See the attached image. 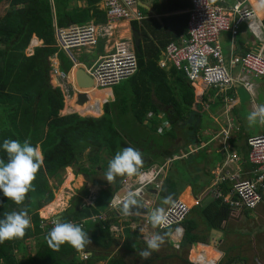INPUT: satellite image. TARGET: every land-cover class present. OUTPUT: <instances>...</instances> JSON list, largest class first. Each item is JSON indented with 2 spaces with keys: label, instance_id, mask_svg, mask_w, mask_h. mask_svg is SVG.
<instances>
[{
  "label": "trees",
  "instance_id": "trees-1",
  "mask_svg": "<svg viewBox=\"0 0 264 264\" xmlns=\"http://www.w3.org/2000/svg\"><path fill=\"white\" fill-rule=\"evenodd\" d=\"M99 1L0 0V7L5 3L9 4V9L0 14V145L4 139L18 140L21 144L28 139L33 147L39 146L43 154V162L32 181L34 190L27 193L21 205L5 197L0 190V219L4 218L5 213L27 208L34 225L32 233L31 228H27L23 238L0 243V261L4 264H94L106 260L108 258L106 254L110 252L111 246L118 245L109 233V227L114 219L101 220L98 217L106 210L113 192L108 189L101 192L99 197L97 195L95 207L81 205L82 197L89 194L87 188H82L81 196L72 197L69 207L60 214V220L82 225L91 239V244L86 245L83 252H78L67 243L62 244L57 251L45 240L50 229L42 231L37 213L38 209L47 204L54 206V210L58 206V200L49 204L54 195L51 179H59L60 171L75 166L78 159L86 154L92 169L81 167L76 175L81 174L85 177L86 185L104 184V181L96 180L94 177L98 167L102 168L100 165L103 160L102 154L113 158L122 148L131 146L142 154L143 166L140 170H148L154 165H163L169 157L181 156L184 154L180 151L182 149L189 153L186 148L197 140L196 130L200 128L203 114L201 106L198 105L194 109L195 92L191 83L183 72L173 67L165 70L159 68L157 64L165 46L170 42H178L182 35H186L188 13L175 15L178 21L173 24V30L169 33H166L168 27L166 20L164 28H161L154 19H144L140 24L133 22L131 26L134 29H141L146 36L136 50L135 74L112 87L114 100L104 104L103 115L100 118L80 117L77 114L60 116L64 96L61 89L52 82L48 61L57 52V48L54 47V30L56 27L66 28L70 25L84 24L93 18L96 20L100 18L98 21H101L103 13L97 6ZM161 1L167 5L161 10L162 14L170 10L184 11L192 6L191 0ZM255 2L257 5L259 0ZM33 36L42 41V45L36 47L32 55L27 56L25 50ZM59 57L62 62L61 69L67 72L71 65L69 59L63 53H59ZM88 96L87 104L91 109L84 112L87 115L99 114L100 104L110 99L107 90H97ZM159 114L166 118V123L170 127V130L162 135L158 134L159 128L156 126ZM149 115H152L150 119ZM177 137L186 140L181 148L174 150L173 141ZM191 138L192 141L188 140ZM0 158L7 159L3 150H0ZM196 160V156L189 154V157L175 161L177 167L182 163V166L178 167L181 171H178L182 173L184 179H186L184 174L192 172ZM107 166L106 163L103 173L107 171ZM72 178L73 176L65 181L66 186ZM171 178L167 177L164 180L159 192L176 198L177 187L173 185ZM113 184L118 188L119 180H114ZM222 206L224 212L213 211L209 207L202 214L208 215L212 224L214 221L218 224V220L223 222L230 212L228 205ZM197 212L199 213L198 209H190L186 219L180 223L187 231L195 228L190 216ZM93 216H97L94 221L91 220ZM170 229H174V226L162 231L170 233ZM127 231L129 232L128 229ZM31 234L37 236L42 234L43 241L38 243V250L34 256L23 261L18 260L14 248L20 250V241H27ZM131 245H125L126 259L120 256L110 257L107 264H149L156 258L153 253L149 259H142L139 256V252L143 250L140 243L133 242ZM98 248L105 249V252L97 253ZM206 250L208 255L213 253L209 249ZM195 251L196 254H192L193 258L202 256L201 249ZM83 253H90L91 257L87 262L79 258Z\"/></svg>",
  "mask_w": 264,
  "mask_h": 264
},
{
  "label": "crops",
  "instance_id": "crops-1",
  "mask_svg": "<svg viewBox=\"0 0 264 264\" xmlns=\"http://www.w3.org/2000/svg\"><path fill=\"white\" fill-rule=\"evenodd\" d=\"M248 1L254 10V18L243 22L236 36H232L230 32H227L222 34L220 38L227 62H229L233 55L241 57L248 51L257 52L264 46V9L257 7L258 4L256 5L255 2L257 0ZM229 3H234V0H230ZM138 4L140 13L144 16L145 20L154 19L161 28L165 27L164 20L168 21L166 33L173 30V24L178 21V19H175V15L188 13L189 11V9L184 11L170 10L162 14L161 10H164L167 5L162 3L161 0H139ZM97 19L100 20V18ZM132 28L131 23L127 21L111 23L110 35L101 38V41H98L97 44H102L105 54L110 50L113 42L132 40ZM138 30L144 36L140 41V44H142L146 36L142 33L141 29ZM30 42L32 45L37 43V45H40L42 43L35 36L32 37ZM129 43L132 44L133 42ZM92 48L94 47H89L86 50ZM59 64L60 61L55 60V66L58 67ZM82 65L75 58L74 67L69 71L66 85L63 88H70L71 92L75 91L72 73L76 67ZM231 72L234 77H237L240 67H235ZM248 82L253 85V90L251 91V100L245 104H242L237 96L239 85L225 91L224 94L212 89H208L203 95L201 91H197V93L194 91V109L198 105L201 106L203 121L200 123V128L196 130L195 137L197 140H194L192 144L194 148L198 149L197 151L200 154L193 155L197 157V160L191 170L192 172L184 174L186 179H184L182 173L177 172L178 168L173 173V178L171 179L173 185H176L178 193L176 198L172 197V200L178 199L183 202L182 198L186 196L190 201L184 199V203L191 210L198 209L199 213L197 212L190 216V219L194 222L193 224H195V228L191 227L192 229L187 231L185 227L178 225L174 226V229H170L169 235L165 236V242L158 251H155L156 258L149 264H238L240 262L264 264V203L254 211H235L223 198L215 196L213 192L214 190H218L217 187H219L220 193L223 196L227 197L230 195L232 186L229 182L221 184L218 180L217 184L219 185H215L217 179L225 174H229L230 176L237 174L241 178L253 177V166L248 161L249 147L247 141L252 136L264 133V124L257 122L255 125L249 126L247 116L253 111L255 106L264 104V78H249ZM105 90L109 92L111 101H113L114 94L112 88ZM77 109L81 108L77 107ZM204 118L206 121H204ZM197 134H200V136ZM124 192L121 189L113 190L112 196L115 194L120 196ZM153 194L155 197H153L152 201L155 202L158 208L165 209L172 201L167 204L163 203V199L167 196L163 195L159 190L157 192L149 189V195L152 196ZM145 197L147 198L148 195H145ZM188 202L190 203L188 204ZM224 204L228 205L230 212L228 218L223 222L218 220V224H216L217 221H214V224H212L209 216L202 214L209 207L213 211L219 210L224 212L223 208H221ZM53 211L54 206L50 205L44 209L43 214H51ZM103 213L107 214L105 210ZM131 217L133 219L127 217L131 219L129 228L131 232L136 233V235L139 234L140 237L142 234L149 235L153 232L164 233V231H156L153 227L141 226L139 216L137 219L136 216ZM114 225L119 226L116 223H112L110 227ZM120 234H123V231ZM199 249H201L202 256L193 258L192 254H196L195 250ZM206 249H209L213 253L211 255L206 254ZM120 257L127 258L124 253L120 254Z\"/></svg>",
  "mask_w": 264,
  "mask_h": 264
},
{
  "label": "built area",
  "instance_id": "built-area-1",
  "mask_svg": "<svg viewBox=\"0 0 264 264\" xmlns=\"http://www.w3.org/2000/svg\"><path fill=\"white\" fill-rule=\"evenodd\" d=\"M229 2L230 0H191L186 35H183L179 42L168 43L157 63L162 69L173 67L183 72L194 91L196 93L201 91L202 95L208 89H219L224 92L236 85L251 89L253 85L248 82L249 78H264V46L257 52L248 51L241 57L233 55L229 62L224 56L220 42L222 34L230 32L232 36H236L241 24L254 18V10L248 0H234L232 4ZM100 4L106 17V24L96 27L89 23L71 25L66 29L56 30V44L63 53L69 55L74 49L95 46L99 36L103 38L110 35L112 22L140 21L144 18L136 10L137 0H101ZM235 67H240L237 77L231 72ZM136 71L135 52L123 40L113 42L110 50L100 56L88 70L98 89L112 88L132 77ZM151 116L149 115L148 119ZM247 144L248 161L253 166V177L241 178L237 174L231 176L225 174L217 179L215 185H219L218 180L221 184L229 182L232 186L230 195L223 196L219 187L213 191L215 196L224 198V201L236 211H252L264 202V133L248 138ZM163 169L165 165H154L148 170H140L141 175L126 176L121 183V190L125 192L120 196L115 194L109 208L122 212L123 198L131 190L136 193L138 204L147 210L140 218V225L152 227L147 216L156 208V204L145 195L149 189L158 192L160 189L157 185L160 183L158 177ZM134 185L137 187L133 188ZM189 210L190 207L184 202L172 200L164 209L167 224L154 229L162 231L179 225L186 219Z\"/></svg>",
  "mask_w": 264,
  "mask_h": 264
},
{
  "label": "clouds",
  "instance_id": "clouds-1",
  "mask_svg": "<svg viewBox=\"0 0 264 264\" xmlns=\"http://www.w3.org/2000/svg\"><path fill=\"white\" fill-rule=\"evenodd\" d=\"M100 2L101 0L97 4V6H98V9L103 13L102 21H98L96 20V18H93L90 22H87L84 24L89 23L96 27L97 25L107 23L103 9L100 8L101 6ZM138 2L139 0H137L136 10L140 12V7H139ZM257 7L260 9H264V0H259ZM142 20H144V18ZM142 20L140 21L121 20V21H127L131 24L133 22L140 24ZM117 22H112V23H117ZM79 25H83V24H79ZM66 28H57V27L55 28L54 47L57 48V52L55 53L54 56H52L48 60L50 63V67H51L50 76H51L52 82L54 85L58 86L61 89L63 94H65V92L68 89H70V88H63V87L66 85V79H67V76L69 75V71H71L73 69L72 67H74L75 58L73 57L71 53L69 55H66L57 47L55 32L57 29H66ZM100 39L101 37L99 36L97 39V42L100 41ZM123 41L127 42L133 48V51L135 52V55H136L133 38L132 40H123ZM129 42L131 43L133 42V43L130 44ZM41 45L42 43L40 45H37L36 47H39ZM95 46H92V47H95ZM87 48H83V49H87ZM74 50H77V49H74ZM59 53H63L65 57L68 58L70 61L71 65L67 72H64L61 69L62 62L59 57ZM103 55H100V56H103ZM100 56H98L97 59ZM97 59L92 63V65L97 61ZM55 60L60 61V64L58 67L55 66ZM92 65L88 67V69H86L85 65H82V66L76 67L75 70L77 68H82L86 72V74L93 80V78L88 72V70L92 67ZM73 73H72V78H73V81L75 82ZM241 86H238V87H241ZM75 88L80 89L78 88L76 83H75ZM93 88L96 90L98 89L95 86L94 81H93ZM246 89H248V91L251 94V91L253 90V86L251 89L249 88H246ZM99 90H104V89H99ZM212 90L217 91L221 94H224L225 92V91L222 92L219 89H212ZM78 93L80 94V92H77V95ZM247 120H248L249 126H253L257 122L264 124V104L255 106L253 111H251L248 114ZM157 132L158 134H163V129L162 128L157 129ZM0 150H3L7 156L6 160L3 158H0V190H2L3 195L5 197L9 198L15 204L21 205L24 202L27 193L30 190H34L32 181L35 179L36 173L40 169V166L43 162L42 151L40 150L39 146L33 147L28 139H26L23 142V144H21L20 141L13 140L10 138L3 140L2 145H0ZM142 166H143V158H142L141 152L138 149H135L131 146H126L122 148L120 151H118L114 155V157L108 161L107 171L104 172L103 175L109 183H112L117 176L131 177L133 175H141L142 173L140 172V169ZM112 198L113 196L111 197V199ZM171 200H172V197L171 195H169L163 199V203L167 204ZM109 203L105 210L106 212H108V210L111 209L109 208ZM131 206H138V202L136 199V193L130 190L127 192V194L123 198V204H122V214L125 215L126 217H131V214H132V212L130 211ZM241 211H251V210H241ZM141 216L142 215H140L139 217L141 218ZM147 219L153 228L163 227L167 224V217L164 213L163 208L153 209L151 213L147 216ZM52 225L53 227L46 234L45 240L47 241L49 246H51L57 251H59L60 246L65 243L69 244L71 247L76 249L78 252H83L85 246L91 244V239L88 233L83 230L82 225L75 224L72 222H61L59 218L54 219L52 221ZM30 226H31V218L28 214L27 208H23L20 211H12L11 213H5L4 218L0 219V243H3L6 240H11L14 238H23V236L25 235V230L29 228ZM174 226H178V225H174ZM168 234L169 233L153 232L149 234L148 236H146L145 243L147 247L139 252V256L144 260L149 259L152 255V252L158 251L160 249L161 245L165 242V236Z\"/></svg>",
  "mask_w": 264,
  "mask_h": 264
},
{
  "label": "rangeland",
  "instance_id": "rangeland-1",
  "mask_svg": "<svg viewBox=\"0 0 264 264\" xmlns=\"http://www.w3.org/2000/svg\"><path fill=\"white\" fill-rule=\"evenodd\" d=\"M8 9H9V4L5 3L4 5H2L0 7V14H3ZM100 41H101V39H100ZM37 44L32 45V43H30V45L27 46V48L25 50V54L27 56L31 55L34 52V49L37 46ZM71 54L73 55L74 58H76L77 61H80L83 65H85L86 69H88V67H90L92 65V63L97 59V57L99 55L104 54V51H103L102 44L98 43L94 48L89 49V50H86L83 48L79 49V50H72ZM228 68H229V66H228ZM54 82H56V81H54ZM90 89H92V88H80V89L76 88L75 91H72V92L70 91L71 89H68L65 92V94H63L64 95L63 109L60 111V116L64 117V116H68V115H72V114H78L82 117L100 118L103 115L104 104L106 105L107 102L111 101V98L110 99L108 98L107 100H105L104 102H102L100 104V113L99 114L87 115L84 112L91 109V107L89 105H86L88 103V100H89L88 99L89 96H88L87 92H91V91L93 92V90H94V89L93 90H90ZM77 92H80L82 94H84V92H85L87 94L86 95L87 99H84V98L78 99ZM78 101L81 103H77ZM81 106H83V108L77 109V107H81ZM158 120L159 121L156 123V126H158L159 129L160 128L163 129V134L170 130L169 125L168 124L165 125L166 118H164L162 116V114H159ZM204 121H206L205 118H204ZM159 135H162V134H159ZM197 135L200 136V134H197ZM32 138H36V137H32ZM185 140H186L185 138H180V137H177L176 139H174L173 149L175 150V149L181 148V146H183ZM188 140L192 141L193 139L191 138ZM190 144H192V143H190ZM190 144L188 145V148H186L187 151H189V153H185L184 149H182L180 151H182V153H184V155H181V156L174 155L172 157L167 158L164 161L163 165H165V169H163V172L158 177V179L160 180V183L157 184L158 187L161 188L162 183L164 182V180L167 177L173 178V173L176 172L178 167L182 166L181 165L182 163H179L178 167L175 166L174 163L176 160H181L183 158H187V157H189V154H192V153H193L192 155L200 154L199 151H197L198 149L194 148L193 144L192 145H190ZM201 147H202V144H201ZM101 158H103V160L100 162V165L102 168L98 167L97 172H96L97 174L94 177L96 178V180L104 181L105 182L104 184L100 183L97 185H93V184H87L86 185L85 184L86 178L83 177L81 174L76 175V172L78 170H80L81 167H84L87 169H92L90 162L87 160L86 154L82 155L78 159V163L75 166L69 167L68 169H63L62 171H60L59 179L58 178L51 179L50 182L54 188L53 189L54 195H53V200L49 204L58 200V206L55 208L54 213L46 215V216L43 215V212H44V209L47 207L48 204L45 205L44 207L38 209L37 213H38L39 219L41 220L40 226H41L42 231H46L47 229H51L53 227L52 221L54 219H57V218L60 219V214L65 209H67L69 207L71 199L73 196H75V197L81 196V193L83 192L82 188H87L88 192H89L88 196L86 195V197H84V196L82 197L81 205L83 207L84 206L95 207V197L97 195L99 197L101 192L108 191V189H110V191H112V192L115 189L116 190L121 189L122 180L126 176H124L122 179L120 178L121 176H117L115 178V180H119V186H118V188H115L113 182L109 183L106 180V178L104 177L103 172H102V170L106 167V163L108 164V161L112 158L109 156H106L104 154L101 155ZM177 172L180 173L178 170H177ZM72 176H73L72 181L66 186L65 181H67ZM136 187H137V185L133 186V188H136ZM146 195H148V197H151L152 199H153V197H155L154 194L152 196L149 195V192H147ZM185 197H183L182 199L190 201V199H187V197L186 198ZM81 205L79 206V208L81 207ZM156 208H158V207H156ZM103 212L104 211H102L99 214V217H98L99 219L104 220L106 218H111V219H114L113 223H116L117 225H119V226L114 225L112 227H109L110 236L118 242V245L117 246H115V245L111 246L110 252H108V254H106L107 257H115L116 255L120 256V254L127 253L125 251V245L126 246L127 245L132 246L131 244H133V242L134 243L136 242L138 244L140 243V246L142 249H145L147 247V245L145 243V237L148 236V234H142L140 237L139 234H138L139 236H136V233L131 232L129 225H124V224L129 223V218L125 217V215H123L122 212H120L118 210H114V209H109L107 214H105ZM248 214L250 215V213H248ZM114 215H116V217H114ZM96 218H97L96 216H93L91 218V220L94 221ZM120 220L123 224L120 222ZM30 228H31V233H32V230L34 228L32 221H31ZM127 229L129 230V232L127 231ZM122 231H123V234H120ZM127 232L129 233L128 237L126 236ZM133 234H135V236ZM124 238H125V241H124ZM42 241H43V235L42 234H38V236L31 234L29 239L27 241H24L25 243L23 242V240H21L20 241V243H21L20 250H17L14 248V253H16L17 259L23 261V260L27 259L28 257L34 256L38 250V243H40ZM121 242H122V244H121ZM23 244H25L26 248L23 247ZM96 252L103 254L105 252V249L98 248V250ZM153 253L155 254V251L152 252V254ZM83 254H87V255H81L79 258L82 261L87 262L91 256L89 253H83ZM100 261L99 262L97 261L94 264H107V260H100ZM0 264H4V263L2 261H0Z\"/></svg>",
  "mask_w": 264,
  "mask_h": 264
},
{
  "label": "water",
  "instance_id": "water-1",
  "mask_svg": "<svg viewBox=\"0 0 264 264\" xmlns=\"http://www.w3.org/2000/svg\"><path fill=\"white\" fill-rule=\"evenodd\" d=\"M159 22L161 23L160 20ZM131 34H132L135 50H138L140 41L143 39L144 36H142L141 33L134 28L131 29ZM73 77L78 88H93V80L86 74V72L82 68H77L73 73ZM86 95H87L86 93L84 94L80 93L77 95V97L78 99L79 98L87 99ZM237 96L242 104L249 102L252 97L248 89H246L244 86H241L237 89ZM77 103H81V102L78 101ZM130 211L132 212L131 215H139V216L147 212V210L140 204H138V206H131Z\"/></svg>",
  "mask_w": 264,
  "mask_h": 264
},
{
  "label": "bare ground",
  "instance_id": "bare-ground-1",
  "mask_svg": "<svg viewBox=\"0 0 264 264\" xmlns=\"http://www.w3.org/2000/svg\"><path fill=\"white\" fill-rule=\"evenodd\" d=\"M93 89H94V88H92V89H90V90H93ZM97 90H99V89H97ZM97 90L94 89L93 92H95V91H97ZM93 92L91 91V92H87V93L89 94V93H93ZM87 105H88V104H87ZM183 202H184V200H183ZM185 202H187V201H185ZM189 203H190V202H188V204H189Z\"/></svg>",
  "mask_w": 264,
  "mask_h": 264
}]
</instances>
